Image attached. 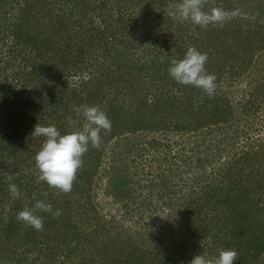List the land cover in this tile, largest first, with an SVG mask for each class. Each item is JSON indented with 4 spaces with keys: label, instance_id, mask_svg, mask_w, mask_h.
Wrapping results in <instances>:
<instances>
[{
    "label": "trees",
    "instance_id": "16d2710c",
    "mask_svg": "<svg viewBox=\"0 0 264 264\" xmlns=\"http://www.w3.org/2000/svg\"><path fill=\"white\" fill-rule=\"evenodd\" d=\"M114 1L0 0V264H103L93 258L97 248L85 249L94 240L73 220L79 205L91 200L107 148L146 132L172 133L183 146L172 157L169 176L162 172L143 182L160 197L164 223L183 224L189 242L199 240L198 254L211 260L234 249L237 264H264V138H251L260 132L257 126H221L233 114L224 89L248 75L249 54L264 44V0H201L205 12L226 14L206 26L179 22L177 12H166L168 0ZM190 47L208 56L205 67L217 78L211 97L168 73L171 60L182 59ZM247 93L252 100L241 111L257 116L264 109V85L251 84ZM85 105H98L112 127L101 132L99 148L89 145L72 190L64 193L39 179L35 157L45 138L30 133L37 123L55 125L61 134L80 130L85 121L76 108ZM69 117L75 122L70 128ZM254 120L245 122L255 125ZM216 132L222 138H213ZM247 137L252 141L235 147ZM126 145L133 150L139 142ZM148 145L161 144L153 137ZM4 165L14 170L10 177ZM10 183L18 186L19 198L10 194ZM109 186L116 198L133 197L126 176H114ZM37 200L60 210L58 216L37 212L42 230L17 219ZM59 221L56 238L50 227ZM84 221L91 224L83 217L82 228ZM169 236L159 235L153 249L112 239L104 246L106 255L109 248L113 253L107 264H184L165 249ZM188 240L183 238L177 253L187 252Z\"/></svg>",
    "mask_w": 264,
    "mask_h": 264
},
{
    "label": "rangeland",
    "instance_id": "374dc122",
    "mask_svg": "<svg viewBox=\"0 0 264 264\" xmlns=\"http://www.w3.org/2000/svg\"><path fill=\"white\" fill-rule=\"evenodd\" d=\"M168 3L169 4L166 6V12L174 14L177 12V9L183 2L180 1L177 3L175 1L168 0ZM114 4H116V0L114 1ZM88 25L92 26L90 23ZM96 25L98 24L94 23L93 26ZM1 47L2 43L0 42V48ZM261 48L262 49H259L254 53L251 51L249 54V57L251 55L253 58L252 66L248 69V75L245 74L243 78L239 77L234 84H229L224 89L227 92V98L230 100L232 105L233 114L229 123H222L221 126L232 125L244 131L248 130V126H257L260 132H258V134L252 135L251 138L253 139L257 137L264 138V109H260L257 113V116L251 114L248 117L243 115L241 109L246 104L245 100L249 98L252 100L251 97L248 98L249 93H247V90L249 85L251 86V84L256 85L261 83L264 85V44ZM177 60H179V58H177ZM71 64L73 65L72 62ZM70 67L73 66L70 65ZM71 77L72 75L70 76V82L75 83L77 78ZM262 100L264 102V97ZM262 108H264V104ZM251 119H255V125L246 124L245 121H251ZM68 122L71 124L68 126V128L75 124V122L72 121V117L68 118ZM213 135H216L213 138H218L219 136L222 138L221 133L216 132V134L214 133ZM211 136L212 135H208L207 139L210 140ZM153 137L157 138V141L160 142L161 145L149 146L148 142ZM176 138L178 139V136L172 135V133H168L167 135L165 132L162 134L146 132L138 134L136 137L134 135L129 136L127 142L125 141V138H118L107 148L108 151H106L104 154V162L100 164L98 177L93 180L92 189L90 191L91 200H86V202H82L83 205H79V210L77 211L75 219L73 220V223L77 224L78 228L80 229L79 231L84 232V234L87 235L90 240H94L93 243H84V246L85 249L89 250V252L91 249L97 248L96 251H92L93 258L97 262L107 264V262L110 261L109 258L113 256V253L109 248V253L106 255V248H104V246L112 239H117L121 246L123 245L125 247L132 243L133 246L139 243L141 247H147L150 245V249H153L155 240L159 235H164L166 237L170 235L165 244V249L178 254L184 264L186 262L190 264L191 259L200 252L201 246L195 245L199 242V240H196V242H193V244L189 242L185 229H183V224L180 228L177 225L171 227L167 225V222L164 223L165 216L162 211H160V205L162 203V201L159 199L160 197L156 196V191L151 193V190L145 188L143 185L144 180H147L148 183H150L148 178L153 180L152 178L154 175L160 174L162 172L166 177L169 176L171 172V169H169L170 163L172 161L174 162L172 157L175 156V153H178L176 152L177 149L179 150L181 147H183L179 141V145L175 144ZM184 138L185 137L183 136L182 139ZM251 138L248 139L247 137L243 139V141H239L235 147L240 148L248 140V142H251ZM136 140L139 142L137 149L134 147L132 150L130 147H127V143L132 145ZM33 149H35V147H33ZM234 152L235 149L232 154ZM183 153L187 154L186 151ZM2 171L5 172V177H10L14 172V170L8 165L2 166ZM191 174L193 173L191 172ZM118 175L126 176L129 179L130 189L132 190L131 194L133 197H128V195L125 196L123 193H121V196L116 198L112 193H108L111 179ZM186 179V176L181 177V180ZM149 194L152 195L149 196ZM143 202H149L153 207H150L149 204H147V207V205ZM85 204L87 205L84 206ZM141 204H145L144 207L139 206ZM81 206H83L84 210H81ZM140 207L144 208L143 210L147 209V211L145 213H140L142 212ZM153 208L155 209L154 212ZM83 217H85L86 220H89L91 224L86 225L87 223L84 221L82 228L80 226V221ZM61 224L62 223L59 221L56 226L50 227V230L54 233L56 238H58V230L62 229ZM158 229L159 232L155 233V231H158ZM183 238L187 239L190 243L188 246L185 245L186 247L190 246L187 250V252L189 251L188 254L187 252H176L180 245H184L181 243ZM125 241H127V243ZM96 245L99 246L96 247ZM191 249L193 251H191ZM174 253L170 254L172 255V258L177 257ZM75 260L76 263L79 261H85L78 259Z\"/></svg>",
    "mask_w": 264,
    "mask_h": 264
},
{
    "label": "clouds",
    "instance_id": "9594fccd",
    "mask_svg": "<svg viewBox=\"0 0 264 264\" xmlns=\"http://www.w3.org/2000/svg\"><path fill=\"white\" fill-rule=\"evenodd\" d=\"M225 15L219 9L211 13L205 12L201 0H183L177 9L179 22L191 21L201 26H206L213 20L220 21L225 18ZM207 60L206 53L190 47L182 59L171 60L168 73L177 83L202 89L211 97L216 89L217 78L214 74L208 73L205 67ZM76 111L81 112L85 121L80 130L61 134L55 125L41 126L37 123L30 133L31 138H45L41 150L35 157L36 166L40 172L39 179L64 193L72 190L76 174L83 165V156L89 150V145L99 148L102 142L101 132H110L112 127L107 113L98 105L78 106ZM9 192L13 198H19L21 195L18 186L14 183L9 184ZM38 211L54 216L60 214V210H54L51 203L37 200L33 207H25L18 212L17 219L36 230H42L44 219L37 214ZM237 261L236 250L223 249L214 260L207 258L204 254H198L191 259L190 264H237Z\"/></svg>",
    "mask_w": 264,
    "mask_h": 264
}]
</instances>
